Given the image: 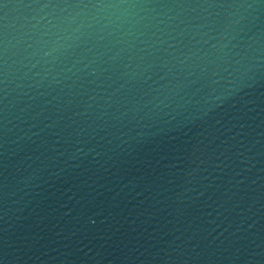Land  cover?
<instances>
[{
  "label": "water",
  "instance_id": "water-1",
  "mask_svg": "<svg viewBox=\"0 0 264 264\" xmlns=\"http://www.w3.org/2000/svg\"><path fill=\"white\" fill-rule=\"evenodd\" d=\"M264 161V0H0V264H143Z\"/></svg>",
  "mask_w": 264,
  "mask_h": 264
}]
</instances>
